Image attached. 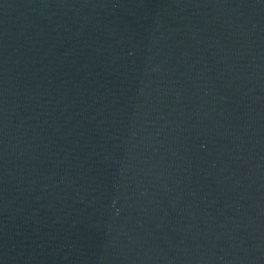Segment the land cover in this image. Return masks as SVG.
I'll return each mask as SVG.
<instances>
[{
    "label": "water",
    "instance_id": "1",
    "mask_svg": "<svg viewBox=\"0 0 264 264\" xmlns=\"http://www.w3.org/2000/svg\"><path fill=\"white\" fill-rule=\"evenodd\" d=\"M0 264H264V0H0Z\"/></svg>",
    "mask_w": 264,
    "mask_h": 264
}]
</instances>
